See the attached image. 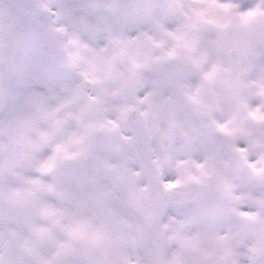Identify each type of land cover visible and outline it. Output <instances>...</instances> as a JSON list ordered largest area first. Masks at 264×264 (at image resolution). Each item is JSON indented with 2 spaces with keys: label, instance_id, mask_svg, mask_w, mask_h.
<instances>
[{
  "label": "snow or ice",
  "instance_id": "snow-or-ice-1",
  "mask_svg": "<svg viewBox=\"0 0 264 264\" xmlns=\"http://www.w3.org/2000/svg\"><path fill=\"white\" fill-rule=\"evenodd\" d=\"M0 264H264V0H0Z\"/></svg>",
  "mask_w": 264,
  "mask_h": 264
}]
</instances>
